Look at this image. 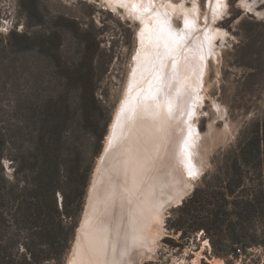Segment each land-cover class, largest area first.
Masks as SVG:
<instances>
[{
    "label": "rangeland",
    "instance_id": "rangeland-1",
    "mask_svg": "<svg viewBox=\"0 0 264 264\" xmlns=\"http://www.w3.org/2000/svg\"><path fill=\"white\" fill-rule=\"evenodd\" d=\"M110 1L0 0V176L15 181L13 160L17 155H36L32 133L50 125L56 115L87 170L75 224L71 229L70 219H64L55 239L39 233L30 240L32 223L14 226L10 209H4L5 202L10 207L17 203L24 176L29 174L30 180L33 166L19 169L10 201L9 190L0 182V211L5 210L8 221L2 234H14L17 253L28 258L29 250L34 252L33 264L69 263L106 134L125 96L134 57L142 49L140 18ZM216 1L152 0L151 8L159 3L176 5L170 19L182 45L180 29L187 28L185 15L178 10L182 3L195 9L192 14L198 25L190 29L191 35V31L184 34L187 45L195 47L194 38L208 29L212 35L210 46L200 41V50L207 55L194 67L199 69L196 77L202 78L193 117L204 143L199 171L192 178L185 174L190 184L187 194L166 209L156 251L141 264H264V215L252 223L254 238H247L252 245L246 251L240 249L243 240L232 241L224 234H214L212 245L202 230L182 235L168 227L202 179L222 172L224 160L240 151L251 158L257 146L264 151V0H220V5ZM243 172L247 182L257 179L254 170L244 168ZM27 185L26 194L32 196V186ZM61 200L57 193L59 208ZM184 226L190 228L188 223Z\"/></svg>",
    "mask_w": 264,
    "mask_h": 264
},
{
    "label": "bare ground",
    "instance_id": "bare-ground-1",
    "mask_svg": "<svg viewBox=\"0 0 264 264\" xmlns=\"http://www.w3.org/2000/svg\"><path fill=\"white\" fill-rule=\"evenodd\" d=\"M111 1L140 18L142 49L106 134L68 264H141L153 255L166 209L187 194L185 174L198 173L203 155L193 118L202 78L194 67L207 55L200 44L211 45L212 30L204 27L195 47L188 46L186 32L198 26L195 7L180 4L184 47L170 19L176 5Z\"/></svg>",
    "mask_w": 264,
    "mask_h": 264
},
{
    "label": "trees",
    "instance_id": "trees-1",
    "mask_svg": "<svg viewBox=\"0 0 264 264\" xmlns=\"http://www.w3.org/2000/svg\"><path fill=\"white\" fill-rule=\"evenodd\" d=\"M51 119L54 121L50 125H41L32 133L36 155L29 157L23 154L12 159L15 181L0 176V182L9 190L6 193L10 201V196L17 189L19 169L24 166L34 168L30 180L29 174L24 176V185L19 189L20 198H17V203L10 207L8 202H3L4 209H10L9 218L14 226L32 223L30 240L39 233L48 238H58L66 218L72 222V229L82 206L87 183V170L81 164L80 154L71 146L70 135L67 136L66 129L58 123L60 116ZM256 152L248 158L240 151L224 160L222 172L214 173L210 180L202 179V183L178 207L180 213L168 227L176 232L181 231L182 235L187 230H202L212 245L214 234H224L232 241L243 240L240 249L246 251L247 245H252L247 238L249 235L251 239L254 238L252 223L264 215V151L261 153L257 146ZM244 168L254 170L257 179L249 178L250 182H247ZM251 183L252 186L248 187ZM27 184L32 186V196L26 194ZM57 193L62 195L61 208ZM4 211H0V264H33L37 257L34 252L29 250L28 258L17 253L14 234L9 237L2 234V227L8 226ZM187 223L190 224L189 229L184 226Z\"/></svg>",
    "mask_w": 264,
    "mask_h": 264
}]
</instances>
